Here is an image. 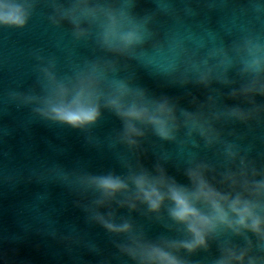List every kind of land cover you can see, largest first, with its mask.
<instances>
[{"label":"clouds","instance_id":"9594fccd","mask_svg":"<svg viewBox=\"0 0 264 264\" xmlns=\"http://www.w3.org/2000/svg\"><path fill=\"white\" fill-rule=\"evenodd\" d=\"M36 3L37 0H0V26L26 27ZM49 4L53 9V15L48 17L52 24L59 27L66 21L77 40L87 39L96 31L98 46L113 57L139 60L145 47L154 41L155 33L150 27L154 15H136L133 11L135 0H97L96 3L92 0H67V3L49 0ZM85 23L87 28L81 26ZM152 47L159 48L160 45L153 42ZM230 51L236 60L229 50L221 48L211 52L209 59L222 57L216 65H210L209 59L195 60V54L190 57L192 67L198 72L194 82L209 89L206 102L193 100V110L181 107L175 98H157L142 87H131V77L118 78L120 64L117 59L86 62L83 69L64 78L57 76L55 62L49 60L39 67L42 74L38 80L40 94L35 90L9 94L20 105L38 104L33 111L73 128L96 124L101 118V109H106L121 120L122 131L116 139L129 150L140 149V140L149 135L182 145H187L197 135L207 148L220 146V155L226 164H236L237 170L229 169L225 177L234 191L222 192L205 177L209 163L195 155L188 157V166L184 169L188 185L170 177L160 164L155 166L153 173L142 165H139V171L133 172L131 165L125 163L135 189L126 197L127 207L137 210L139 202L146 207L149 218L162 222L168 231H183L189 237L175 239L161 235L153 240L131 219L117 224L96 214V221L109 233L124 237L114 241V246L121 256L128 257L134 264H192L177 253L182 249L189 254L208 251L209 240H214L221 231L240 237L243 244L229 242L220 247L221 255L213 260V264H264V178H255L264 177V169H257L255 161L249 158L251 148L241 146L244 136L229 132L228 135L234 138L229 141L217 127L221 123L238 122L250 127L253 122H264V45L245 38ZM37 59L42 60L39 56ZM229 69H235L238 79L228 77ZM162 75L172 86L188 83L187 77L175 65ZM214 81L225 85L238 83L239 87H232L228 96L242 99L247 107L236 104L219 108L212 95L217 91L211 88ZM257 97L261 99L258 101ZM182 131L185 139L181 140ZM160 158L165 162L171 159L167 153H162ZM49 171L65 176L59 167ZM86 183L98 189L104 200L130 191L125 179L114 173L88 177ZM104 200L98 203L103 204ZM113 215L109 213L110 217ZM248 233L255 237V243Z\"/></svg>","mask_w":264,"mask_h":264}]
</instances>
